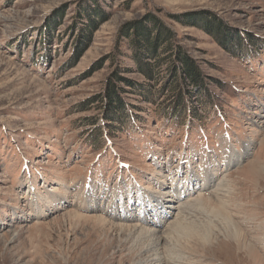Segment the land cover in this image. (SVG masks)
I'll return each instance as SVG.
<instances>
[{
	"label": "rangeland",
	"instance_id": "rangeland-1",
	"mask_svg": "<svg viewBox=\"0 0 264 264\" xmlns=\"http://www.w3.org/2000/svg\"><path fill=\"white\" fill-rule=\"evenodd\" d=\"M97 2L102 14L95 16L92 0H0V264L161 263L140 254L132 226L143 219L107 224L90 210L66 217L63 205L82 195L137 214L179 199L192 221L218 228L215 251L190 240L163 242L171 264H264V0ZM83 7L96 24L89 41ZM148 11L177 34L211 97L203 100L200 88L185 82L191 110L172 111L161 65L154 103L127 94L136 122L104 124L95 96L115 64H96L109 55L117 29ZM209 22L225 44L211 36ZM121 66L145 81L130 57ZM119 153L130 167L115 158ZM219 201L241 236L210 212ZM43 204L51 210L34 214Z\"/></svg>",
	"mask_w": 264,
	"mask_h": 264
},
{
	"label": "trees",
	"instance_id": "trees-1",
	"mask_svg": "<svg viewBox=\"0 0 264 264\" xmlns=\"http://www.w3.org/2000/svg\"><path fill=\"white\" fill-rule=\"evenodd\" d=\"M92 1L95 3V7L97 6V8H93L92 12L95 13V16L101 15L102 12L98 9L97 0ZM87 9L83 7L89 21L82 23L81 28L85 30V38L89 41L95 31L96 24ZM53 26H55V23L51 26V30ZM206 27L211 36L219 35L222 38L221 44L227 38L218 31L217 27L212 26L211 22L207 23ZM116 33V40L112 44L109 55L100 59L98 65L96 64L97 69L102 68V63L106 59L111 62V65L112 63L115 64L112 74L105 77L102 90L95 96V101H100L102 105L100 112L105 122H107L104 124L122 121L136 122L139 117L135 115V108L133 107L135 105L128 99L127 94H135L142 98L144 102L154 103L158 94L157 92L152 94L155 89H151L159 84L156 71L161 65L166 72V81L162 83L161 90L168 89L174 93L173 98L168 103L172 111L175 112L179 109L184 111L187 109L190 112L191 110L189 100L187 99L188 102H186L184 99L186 98V91L183 86L186 85L185 82L194 88L199 87L198 93H202L203 100L211 97L208 95L210 91L207 84H203L200 69L196 67L195 61L182 52V46L179 44L180 39L177 34L154 14L149 11L145 12L139 19H132L123 23ZM235 41L236 46L234 47L238 48L242 42L238 38H235ZM125 46L128 51H122V47ZM122 57H130L132 59L135 63V72H138L145 79L143 83H137L136 79L128 77L127 72L131 69L121 66ZM124 72H126L127 76L123 74ZM170 78L171 81H169ZM173 80L174 83L172 82ZM187 137L188 130L186 131ZM121 157L122 155L119 153L115 158H119L124 165L130 167L129 162L121 159Z\"/></svg>",
	"mask_w": 264,
	"mask_h": 264
},
{
	"label": "bare ground",
	"instance_id": "bare-ground-1",
	"mask_svg": "<svg viewBox=\"0 0 264 264\" xmlns=\"http://www.w3.org/2000/svg\"><path fill=\"white\" fill-rule=\"evenodd\" d=\"M118 154V153H117ZM230 161V160H229ZM233 161H231L232 163ZM251 164V163H250ZM255 164V163H254ZM253 164V165H254ZM258 165V164H257ZM25 166V165H24ZM34 168V167H33ZM251 168V173L258 175L260 172L259 168H256L255 166H250ZM59 180V179H58ZM60 181V180H59ZM61 185V182H60ZM59 186V185H58ZM193 188V187H192ZM187 190V189H186ZM185 190V192H186ZM223 190V189H222ZM180 191V190H178ZM181 192V191H180ZM179 192V193H180ZM159 194H161V191H159ZM175 194V193H174ZM89 195V194H88ZM48 196V195H47ZM168 196V195H167ZM85 196L79 197L78 202L76 204H72L68 202V204H64L61 210H64V215L66 217H79L81 216L83 210L87 211H97L100 212V217L99 220L100 222H106L107 224L110 222H113L111 219H115L117 222H129L133 217L143 219L144 221L141 220V222L134 223L132 228L134 229V232H136L134 238L137 239L139 244H141V247L139 249L141 255H145L144 257H151V258H161V263L160 264H171L169 261H171V258L166 255L167 251L162 247L164 245L163 242H166L167 244L170 243H178L181 240L183 241H194L197 242L198 245H200L202 248L209 249V250H216V248L213 246L211 239H212V232L214 229L217 227H213V225L207 224L202 225V224H197L196 221H192L188 217V211H186L187 207L184 201H180L178 199L177 205L175 204L174 206H171L169 204H162L161 208H156L152 214L149 212H146L147 210H143L142 214L141 213H136L135 210L132 211V209L125 211L124 209L119 211V209H112V207H100L99 204L93 203L94 201L88 202L87 198L82 199ZM49 199V196L47 197ZM175 198V197H173ZM171 196L168 198V202L171 200H174ZM176 200V199H175ZM164 201V200H163ZM88 202V203H87ZM203 200L201 198H197V205L199 206L198 208L204 209L203 206ZM89 203L91 204L89 206ZM161 203V202H160ZM176 203V202H175ZM44 206L38 207L36 206L34 209V214L39 215L43 214L41 210L49 208L51 210V207H47V204H43ZM50 205V204H49ZM228 204H225L222 201H219L218 208L210 210V212H214L215 216L220 217L221 220L223 221H228L234 223V230L237 233V236H241L240 228L239 226L231 220V216L229 212L226 211V207ZM60 207V208H61ZM170 207H175L174 209L178 210L177 215L173 216L171 220L168 221V215L171 212ZM53 209H56V207H52ZM58 208V207H57ZM140 209V208H139ZM162 209V210H160ZM189 209V208H188ZM109 210H112V212H109ZM153 210V209H152ZM220 210L222 214L220 213ZM226 212V213H225ZM104 215V217H102ZM111 218V219H109ZM170 218V217H169ZM164 219H167V224L161 225L162 221ZM150 224L151 228L147 230L145 228L146 224ZM161 225V227H159ZM158 226V227H156ZM218 229V228H217ZM169 231V232H168ZM224 232L228 233L230 231V228L225 227L223 229ZM165 243V244H166ZM217 245L220 246H226L225 242L223 240H219ZM165 247V246H164ZM220 249V248H218ZM221 252V250L219 251Z\"/></svg>",
	"mask_w": 264,
	"mask_h": 264
}]
</instances>
